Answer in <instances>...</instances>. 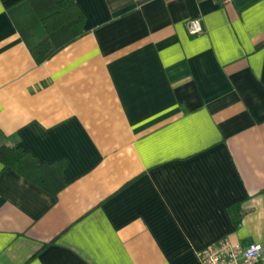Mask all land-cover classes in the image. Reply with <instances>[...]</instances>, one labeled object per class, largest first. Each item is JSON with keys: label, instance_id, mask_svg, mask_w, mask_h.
Returning <instances> with one entry per match:
<instances>
[{"label": "crops", "instance_id": "crops-1", "mask_svg": "<svg viewBox=\"0 0 264 264\" xmlns=\"http://www.w3.org/2000/svg\"><path fill=\"white\" fill-rule=\"evenodd\" d=\"M20 1L0 0V130L44 185L0 161V264L264 243V0H75L84 33L43 62Z\"/></svg>", "mask_w": 264, "mask_h": 264}, {"label": "trees", "instance_id": "trees-1", "mask_svg": "<svg viewBox=\"0 0 264 264\" xmlns=\"http://www.w3.org/2000/svg\"><path fill=\"white\" fill-rule=\"evenodd\" d=\"M20 34L38 62L52 57L84 33L86 15L75 0H21L10 9ZM0 161L42 184L34 174L39 164L27 153L8 144L0 130ZM238 223V220H236Z\"/></svg>", "mask_w": 264, "mask_h": 264}, {"label": "built area", "instance_id": "built-area-1", "mask_svg": "<svg viewBox=\"0 0 264 264\" xmlns=\"http://www.w3.org/2000/svg\"><path fill=\"white\" fill-rule=\"evenodd\" d=\"M228 3L231 0H221ZM187 31L191 35L203 31L201 18H191L186 23ZM203 264H260L264 260V243L253 242L248 247L233 243L228 238L202 248L199 252Z\"/></svg>", "mask_w": 264, "mask_h": 264}]
</instances>
